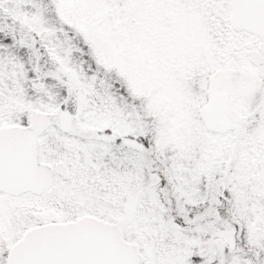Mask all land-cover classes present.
Instances as JSON below:
<instances>
[{"label": "snow or ice", "instance_id": "6c2138e0", "mask_svg": "<svg viewBox=\"0 0 264 264\" xmlns=\"http://www.w3.org/2000/svg\"><path fill=\"white\" fill-rule=\"evenodd\" d=\"M0 264H264V0H0Z\"/></svg>", "mask_w": 264, "mask_h": 264}]
</instances>
